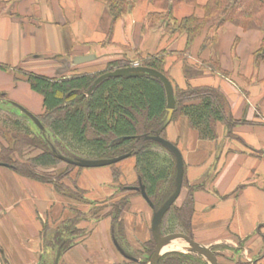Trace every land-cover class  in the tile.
<instances>
[{
	"label": "crops",
	"instance_id": "obj_1",
	"mask_svg": "<svg viewBox=\"0 0 264 264\" xmlns=\"http://www.w3.org/2000/svg\"><path fill=\"white\" fill-rule=\"evenodd\" d=\"M207 1L176 5L173 16L177 20L191 15L201 18ZM2 4L0 65L10 70L0 69V93L11 105L17 103L31 112L32 91L18 70L62 78L101 71L114 60L145 59L163 50L169 54L166 70L178 86L183 87L186 81L218 88L227 100L230 117L239 121L233 128L235 138L217 124L216 140H200L187 120L179 118L168 128L166 139L180 150L187 183L196 187L194 241L209 247L217 261L225 257L251 263L258 259L257 264H264V66L255 70L252 63L261 34L243 32L228 23L218 30L212 48L197 56L198 40L191 55L180 56L184 35L169 37L158 29L143 30L148 14L164 12L152 0H136L133 9L115 23L102 0H0ZM226 29L238 35L236 41L239 35L249 38L246 54L232 55V49L223 52L228 35L219 33ZM216 49L222 51L220 56ZM208 60L219 64L227 76L200 68L201 62ZM116 168L121 174L120 185L133 186L138 181L133 158ZM112 171L111 167L74 170L69 177L87 200L101 202L116 195ZM185 193L182 191L180 203ZM132 196L121 217L125 239L119 246L127 253L142 250L149 240L152 217L144 199L135 193ZM84 207L59 195L50 184L22 178L0 166V253L12 264H37L43 223L51 233V228L72 217L74 208ZM122 260L105 219L94 223L91 234L67 251L60 264H120Z\"/></svg>",
	"mask_w": 264,
	"mask_h": 264
},
{
	"label": "trees",
	"instance_id": "obj_2",
	"mask_svg": "<svg viewBox=\"0 0 264 264\" xmlns=\"http://www.w3.org/2000/svg\"><path fill=\"white\" fill-rule=\"evenodd\" d=\"M136 0H102L106 5L113 23L122 19L134 6ZM164 12L147 15L143 30H161L164 36H185V46L180 56L191 55L194 43L201 41L196 52L200 56L205 50L212 48L217 42V32L225 24L232 23L244 31L257 29L263 37L259 48L252 55L255 70L264 66V0H208L203 7L201 18L191 15L180 20L173 16V8L181 3L196 5V0H152ZM4 4L0 6V13ZM165 50L147 56L140 66L154 69L168 78L173 86L175 110L169 125L160 132L166 118V95L159 81L151 77L109 78L101 82L87 96V91L94 81L104 73L115 69L129 67L120 64L119 60L110 61L105 69L93 73H73L68 77L49 78L32 72L18 70L21 78L30 89L43 99V114L37 116L50 136L53 146L49 144L42 131L35 133L29 125L31 121L25 115H18L7 109L13 107L6 95L0 93V166L7 167L16 175L42 184H50L55 191L64 197L79 200L85 204L105 205V202H89L85 193L72 182V189L65 180L70 179L74 170H83L66 164L64 172L49 174L46 170L55 169L63 162L57 158L62 155L70 159H112L131 154L134 159V170L140 179L145 192L151 201L152 212L157 210L169 197L174 187L175 160L163 147L154 142H142V137L159 134L166 139L168 128L179 118H185L188 127L197 132L200 140L217 139V124L225 127L226 132L235 138L233 128L239 124L229 115V107L220 90L209 85H191L185 81L183 87L178 86L166 71ZM201 62L200 68L211 69L227 76L219 64L211 60ZM1 70L9 71L0 65ZM4 103V105L2 104ZM36 127V126H35ZM167 140V139H166ZM174 144V143H173ZM176 146V144H174ZM177 147V146H176ZM55 149V152H53ZM65 164V163H64ZM112 168L113 182L117 189L127 192L126 185H120V171ZM182 191L186 190L182 202L171 206L165 214L160 233L162 236L180 233L190 239L192 235V216L194 213L193 193L196 187L188 185L185 176ZM121 186V187H120ZM138 181L132 187H137ZM199 189V187H198ZM132 191V190H131ZM140 195V192H132ZM180 193V195H181ZM129 204V197H118L116 203L104 215L112 225L117 226L114 240L121 244L125 239L122 214ZM98 208L101 212L105 207ZM87 217L82 210H73L72 217L60 222L57 228L48 234L49 226L43 223L40 231V264H47L45 256L61 250V254L69 251L86 239L93 226L84 228L82 222ZM88 221V219H87ZM91 221V219H89ZM99 219H96V222ZM114 233V232H113ZM155 248L151 236L143 244L142 250L136 251L142 258L139 261L122 260L120 264H147ZM127 253V252H126ZM45 260V261H44ZM247 263L240 259L218 260V264H257ZM158 264H207L201 257L180 252H170L162 256Z\"/></svg>",
	"mask_w": 264,
	"mask_h": 264
},
{
	"label": "water",
	"instance_id": "obj_3",
	"mask_svg": "<svg viewBox=\"0 0 264 264\" xmlns=\"http://www.w3.org/2000/svg\"><path fill=\"white\" fill-rule=\"evenodd\" d=\"M119 77H125V78L151 77L161 83L165 91L166 106H167L166 118L162 126L160 127V132H162L171 122L175 110L173 86L171 82L168 80V78L154 69H150L143 66H131V67L115 69L114 71L107 72L99 76L87 91V96L90 95L94 91V89L104 80L109 78H119ZM12 106L18 109L23 115L28 117L40 131L42 132L45 131L44 127L42 126V124L40 123V121L37 119L36 116H34L29 111H27L26 109H24L23 107L17 104L13 103ZM142 142L157 143L158 145L166 149L174 157L175 160V179H174L173 190L169 195V197L166 199V201L157 210L153 211L152 213L150 232L155 244V248L152 255L148 259L147 264H158L160 258L170 252L190 253L201 257L207 264H218L216 255L209 247L197 243L196 241L190 239L186 235L180 233L170 234L167 236L161 235L160 226L162 220L165 214L171 208V206L174 205L180 197L182 183H183V176H184V161L180 150L173 143L160 137L159 134H156L154 136L145 135L142 137ZM53 152H55V149H53ZM130 156L131 154H125L112 159L89 160V159L79 158L73 160L59 154L57 155V158L63 163L77 168L95 169V168L110 167L112 165L118 164L130 158ZM128 189L132 191L140 192V195L144 199V201L149 205L151 209L153 208V205L149 200L145 192V188L142 185L140 179L138 180L137 187H130ZM178 243L179 245H177L175 249L169 250L170 247ZM114 245L123 258L129 261H135V262L139 261L133 256H130L127 253H125L115 240H114ZM60 255H61L60 251H58L54 264L58 263L60 259Z\"/></svg>",
	"mask_w": 264,
	"mask_h": 264
},
{
	"label": "rangeland",
	"instance_id": "obj_4",
	"mask_svg": "<svg viewBox=\"0 0 264 264\" xmlns=\"http://www.w3.org/2000/svg\"><path fill=\"white\" fill-rule=\"evenodd\" d=\"M229 24H232V23H229ZM233 25V27H236V28H239V29H241V30H243L242 28H240L239 26H237V25H235V24H232ZM230 29H226V30H224V31H222V32H220L219 34H222L221 36H223V35H225L224 33L226 32V34L228 35L227 36V38H228V41L226 42V47H225V49H222L223 50V52H227L228 53V51L229 50H231L232 49V55H235V54H237V52H242V54L244 55V54H246V52H247V49H248V45H247V43H248V39L249 38H243V36L242 35H239V39L236 41V37L238 36V35H234L232 32H230L229 31ZM251 32V33H259V34H261L262 35V37H263V33H262V31H259V30H257V29H248V30H246V31H244L243 30V32ZM245 37H248V36H245ZM261 40H262V38H261ZM235 43V44H234ZM233 46V47H232ZM221 53H222V51H219V50H217L216 49V54L218 55V56H220L221 55ZM224 53V54H225ZM230 55V54H229ZM142 59H144V58H137L136 60L137 61H120V64H122L123 66H125V65H127V66H133V65H135V64H137V65H140L139 63L141 62V60ZM167 71V73L168 74H170V71H168V70H166ZM26 72H28V71H26ZM171 78H173L172 76H171ZM173 80H174V78H173ZM175 81V80H174ZM176 82V81H175ZM28 89H29V91H32L30 88H29V86H28ZM32 93V95H33V98H31L30 99V110H31V112H35V113H38V114H41V112L43 111V106H42V104H43V99H42V97L39 95V94H37V93H35V92H31ZM15 104H17V103H15ZM21 106V105H20ZM5 108L7 107V106H4ZM22 107V106H21ZM24 108V107H23ZM7 109L9 110V111H11V112H13V113H17L18 115H23L18 109H16V108H11V107H7ZM25 109V108H24ZM30 112V113H31ZM32 114V113H31ZM34 115V114H33ZM35 116V115H34ZM29 119V118H28ZM29 125H30V127L32 128V130L35 132V133H38V128L37 127H35V124L32 122V121H30L29 122ZM43 134H44V136L47 138V141L49 142V144L51 145V146H53V142H52V140H51V138H50V136L48 135V133H47V131L45 130L44 132H42ZM2 142V144H4L3 143V141L1 140V138H0V143ZM131 158V157H130ZM65 169H66V164H64V163H62V164H59L55 169H49V170H46V172L47 173H51V174H59V173H62V172H64L65 171ZM96 169V168H95ZM135 171V170H134ZM66 181V183H68L69 184V186L68 187H70V189H72L73 191H74V189H73V187H72V182H74V180H71L70 181V179H67V180H65ZM69 181V182H68ZM121 187V186H120ZM127 187V189L128 188H130V187H132V186H126ZM82 191V190H81ZM127 192H124V191H122V190H119V189H117V191H116V195H114V196H110L109 198H107L105 201H103V202H105V205H102V207L101 206H99V205H94V204H90V205H88V204H85V203H83V202H81V201H79V200H76V202L78 201V202H81L82 204H84L86 207H84L83 208V210L82 211H84V213H85V215H86V217H87V219H88V221H87V219H86V221H83L81 224H82V226L84 227V228H89L90 226H93L94 225V223H96V219H99L101 222L102 221H104L105 219L103 218L104 217V215L110 210V206L112 205V204H114V203H116V201L118 200V197H117V195L118 194H120V196L119 197H121V195L122 196H126V197H129V203L131 202V200H133V199H131V198H133L134 196H132L133 195V193L131 192V190H126ZM82 192H84V191H82ZM134 192H136V191H134ZM85 193V192H84ZM136 195V194H135ZM132 196V197H131ZM137 197H139V195H137ZM72 200H75V199H72ZM87 201H89V202H92V201H90V200H87ZM102 202V201H101ZM179 200H177V202L175 203V204H178L179 205ZM129 206V204L127 205V207ZM103 208V207H105L101 212H98V208ZM126 207V208H127ZM125 208V209H126ZM77 210V208H74L73 210ZM124 209V210H125ZM78 210H81V209H78ZM124 212V211H123ZM89 219H91V221H89ZM107 221H108V223H109V227L110 228H112V230H113V234L117 237L118 236V234H117V226L116 225H112V223H111V221H110V219H107ZM58 226V225H57ZM57 226L55 227V228H51V231L53 232L56 228H57ZM51 232V233H52ZM48 234H50V228L48 229V232H47ZM121 241H123V239L121 240ZM177 245H179V243L178 244H175V246H177ZM128 250H129V248H128ZM58 251H60V254H61V250L60 249H58L57 250V252ZM57 252L55 253V252H52V253H50L48 256H45V260L47 261V264H54V261H55V258H56V255H57ZM126 252V251H125ZM66 253V252H65ZM65 253H63V254H61L60 255V259H59V261H58V263L57 264H60V263H62L61 262V257L65 254ZM128 255H130V256H133V257H138V258H142V256H139V255H137V252L133 249L132 250V252H128L127 253ZM40 255H38L37 256V264H40V259H41V257H39ZM6 259V257L4 256L3 257V254H1L0 253V261H1V264H12L11 262H9V261H5V259ZM125 258H123V260H124ZM8 260V259H7ZM44 260V261H45Z\"/></svg>",
	"mask_w": 264,
	"mask_h": 264
},
{
	"label": "bare ground",
	"instance_id": "obj_5",
	"mask_svg": "<svg viewBox=\"0 0 264 264\" xmlns=\"http://www.w3.org/2000/svg\"><path fill=\"white\" fill-rule=\"evenodd\" d=\"M176 248V246L175 245H173L172 247H170V249L169 250H171V249H175Z\"/></svg>",
	"mask_w": 264,
	"mask_h": 264
},
{
	"label": "built area",
	"instance_id": "obj_6",
	"mask_svg": "<svg viewBox=\"0 0 264 264\" xmlns=\"http://www.w3.org/2000/svg\"><path fill=\"white\" fill-rule=\"evenodd\" d=\"M135 65H137V64H135Z\"/></svg>",
	"mask_w": 264,
	"mask_h": 264
}]
</instances>
